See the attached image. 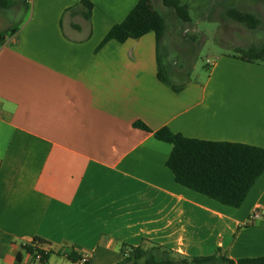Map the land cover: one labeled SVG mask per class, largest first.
I'll return each instance as SVG.
<instances>
[{"label": "crops", "instance_id": "crops-1", "mask_svg": "<svg viewBox=\"0 0 264 264\" xmlns=\"http://www.w3.org/2000/svg\"><path fill=\"white\" fill-rule=\"evenodd\" d=\"M89 1L87 18L79 0H33L0 45V264H124L123 246L264 257V172L224 206L178 185L171 145L134 127L264 148V63L224 54L204 82L177 64L167 85L154 33L100 47L138 0ZM35 238L43 263L22 249Z\"/></svg>", "mask_w": 264, "mask_h": 264}, {"label": "trees", "instance_id": "trees-1", "mask_svg": "<svg viewBox=\"0 0 264 264\" xmlns=\"http://www.w3.org/2000/svg\"><path fill=\"white\" fill-rule=\"evenodd\" d=\"M14 1L0 0V15L9 10ZM161 1L163 7L172 11L178 19L183 22L190 21L188 6L181 0ZM79 3L86 9L84 15L88 18L93 5L89 0H79ZM24 5L26 6V2ZM224 15L227 19L250 30L258 29L261 24L259 16L255 13L233 6L228 7ZM17 31V28L11 27L1 32L0 44ZM165 32L166 19L155 8L152 0H138L125 19L109 30L100 47L111 40L123 43L128 39L135 40L148 33H154L157 47V77L163 83L171 85L158 51ZM232 56L249 63H264V42L249 47H235ZM170 87L177 92L181 89ZM134 127L153 133L156 140L171 145L172 149L165 165L178 185L224 206L235 209L241 207L249 191L264 172V148L239 143L190 139L174 134L167 128L152 132L141 122H135ZM44 245H46L44 240L35 238L30 245L22 246V249L34 260L43 263L49 256V253L44 254L39 248ZM151 247L144 249L141 246H123L121 254L125 256V262L132 261L133 264H264V257L234 262L223 255L220 249L206 257H184L159 246ZM170 255L176 258H171ZM67 259L72 263L81 261V257L75 253L67 255Z\"/></svg>", "mask_w": 264, "mask_h": 264}, {"label": "rangeland", "instance_id": "rangeland-1", "mask_svg": "<svg viewBox=\"0 0 264 264\" xmlns=\"http://www.w3.org/2000/svg\"><path fill=\"white\" fill-rule=\"evenodd\" d=\"M32 1L15 0L11 8L0 15V33L11 27L21 28L31 14ZM181 1L188 6L189 22L178 19L172 11L163 7L161 0H152L166 19V32L159 44V51L167 74L173 65L178 64L185 69L190 80L204 82L217 57L231 54L233 48L238 46L249 47L264 42V0ZM230 6L258 15L261 20L259 28L250 30L227 19L224 12ZM156 254L159 255V252L156 251ZM170 257L176 258L174 255ZM51 260V264H72L57 255L52 256Z\"/></svg>", "mask_w": 264, "mask_h": 264}, {"label": "built area", "instance_id": "built-area-1", "mask_svg": "<svg viewBox=\"0 0 264 264\" xmlns=\"http://www.w3.org/2000/svg\"><path fill=\"white\" fill-rule=\"evenodd\" d=\"M43 253H44V254H46V252H45V251H43ZM39 258H40V257H39ZM80 263H81V264H84V263H86V259H83V258H82V259H81V261H80Z\"/></svg>", "mask_w": 264, "mask_h": 264}]
</instances>
